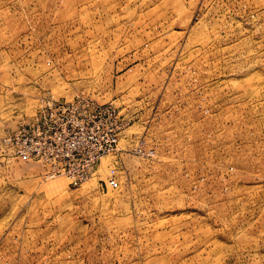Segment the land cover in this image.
I'll return each instance as SVG.
<instances>
[{"label": "rangeland", "instance_id": "rangeland-1", "mask_svg": "<svg viewBox=\"0 0 264 264\" xmlns=\"http://www.w3.org/2000/svg\"><path fill=\"white\" fill-rule=\"evenodd\" d=\"M76 98L80 183L12 143ZM0 264H264V0H0Z\"/></svg>", "mask_w": 264, "mask_h": 264}, {"label": "built area", "instance_id": "built-area-1", "mask_svg": "<svg viewBox=\"0 0 264 264\" xmlns=\"http://www.w3.org/2000/svg\"><path fill=\"white\" fill-rule=\"evenodd\" d=\"M110 118L109 106L89 99L48 101L30 123L19 127L12 143L20 158L49 163L48 176L68 175L75 183L84 182L115 146L111 135L102 143L97 140V130ZM110 185L117 187L115 180Z\"/></svg>", "mask_w": 264, "mask_h": 264}, {"label": "bare ground", "instance_id": "bare-ground-1", "mask_svg": "<svg viewBox=\"0 0 264 264\" xmlns=\"http://www.w3.org/2000/svg\"><path fill=\"white\" fill-rule=\"evenodd\" d=\"M58 186H59L58 184H55L53 189H56V187L58 188ZM50 189H51V188H50ZM49 191H50V190H49Z\"/></svg>", "mask_w": 264, "mask_h": 264}]
</instances>
